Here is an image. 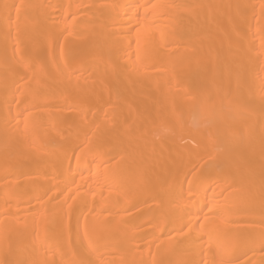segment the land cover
<instances>
[{
    "label": "bare ground",
    "instance_id": "1",
    "mask_svg": "<svg viewBox=\"0 0 264 264\" xmlns=\"http://www.w3.org/2000/svg\"><path fill=\"white\" fill-rule=\"evenodd\" d=\"M42 1L0 0V264H264V0Z\"/></svg>",
    "mask_w": 264,
    "mask_h": 264
},
{
    "label": "rangeland",
    "instance_id": "2",
    "mask_svg": "<svg viewBox=\"0 0 264 264\" xmlns=\"http://www.w3.org/2000/svg\"><path fill=\"white\" fill-rule=\"evenodd\" d=\"M177 2H178V0H173L172 2H170V4H169V6L170 7H175L176 5H177ZM254 2H256V1H253V3ZM47 5L48 6H50V4H47V2L45 1V0H43L40 4H39V8H47ZM51 7V6H50ZM64 6L62 5V6H57V7H55V8H58V9H56V11H55V13H50V12H48L47 10V17L48 18H50V17H55V19H54V21H56L57 23L58 22H61V18H60V13L58 12V10L60 9V8H63ZM235 8H240L239 6H237V7H235ZM244 8H250L249 7V4H247L246 6H244ZM251 8H253V7H251ZM45 10V9H44ZM166 13V14H165ZM165 13H162V15L161 16H164V17H168L169 15H171V13L169 12V11H167V12H165ZM148 14H151V13H148ZM68 17H66L65 18V20H64V22L66 21V19H67ZM169 19H172V17H170ZM135 29L136 28H134L133 27V29L131 30V32H129L128 34H127V36H133V32L135 31ZM128 40V38L126 39V41ZM133 46H134V41L132 40V41H130V43H129V47L128 48H133ZM173 52V54L170 56V58H172V59H174L173 61H175L174 63H175V66L176 67H178L180 64H182L181 62H183V60H182V57H183V53L181 54V51H179V50H175V51H172ZM169 58V59H170ZM210 59V60H209ZM208 60L211 62V68L210 69H212V68H214L215 67V65H216V60H215V58H214V56H211L210 58H209ZM205 62L206 61H204L203 62V64L202 65H204L205 64ZM119 102L121 101V99L120 100H118ZM109 118V117H108ZM139 121V120H138ZM137 122V121H136ZM135 121H133L132 122V124H130L129 125V128L124 132V134H127L128 136L129 135H131L132 133H133V131H134V127L136 126V123ZM142 125H143V123H142ZM188 125V124H187ZM165 127L166 128H164V127H160V130L161 131H164V130H168L167 129V126L165 125ZM57 128H58V126H57V124H53L51 127H44V128H42V130H41V132H44L46 135H48V134H53L54 133V131H56L57 130ZM186 128V127H185ZM141 129V128H140ZM64 132H65V137L63 138V141H62V145H65V144H67L68 143V141H74V140H77V138L78 137H80V134H76V133H74V128H72V129H68V128H66L65 130H64ZM91 133V135H93L94 137H98L99 135H101V132H96L95 133V131L94 130H92L91 129V126H89V125H85V126H83L82 127V133ZM118 137V136H117ZM193 138L194 136H189L187 139H189V138ZM150 144H152V142H149ZM191 147V149H195L196 148V145H192V146H190ZM193 156H194V154H193ZM205 162V158H201V157H199L197 160H196V162H195V167H192L188 172H186V174H185V176H183V177H181L180 178V182L179 183H181L182 184V181H184L186 178H188V177H190V176H193V177H200L201 175H203L202 174V172L200 173L199 172V165L200 164H203ZM52 165V167L55 165V163L53 164L52 162L50 163V166ZM50 166H49V168H50ZM217 167H219V166H216V168ZM0 169H2V165H0ZM25 177H28V176H25ZM61 180V178H59V181ZM2 183V181H0V184ZM62 184L61 183H58V182H56L55 184H53L52 185V187L50 188V189H47V191L44 193L45 195L44 196H46V197H44V196H42V198H40V199H42V200H45L47 197H48V199H47V201H49V202H46V205H47V207H48V213H50V211L52 210V206H53V203H54V201L56 200L55 198L56 197H54L53 196V194H51L53 191H54V189L55 188H57V187H60ZM66 186H68V187H73V184H69V185H66ZM263 188H262V190H264V184H263V186H262ZM2 189L3 188H0V193L2 192ZM82 189H83V187H76L75 188V190H74V193H72V194H66L65 195V192L66 191H64L63 193H62V195H61V197L63 196V197H66V202L67 201H71V199L77 194V197L79 198V197H81V196H84V195H82V194H79V192L80 191H82ZM168 194V193H167ZM65 195V196H64ZM24 198V196H22V197H20V200H18V201H15V202H20V201H22V199ZM59 199H61L60 197H59ZM112 200H115V199H112ZM56 201H58V199L56 200ZM55 201V202H56ZM14 202V203H15ZM65 202V203H66ZM143 208L145 209L144 211H143ZM3 209L4 208H1L0 209V215H3V216H7V215H5L4 214V212H3ZM34 208H27V209H25L23 212H21V214H24V213H27V212H29V211H32ZM139 210V211H138ZM35 211V210H34ZM130 211V210H129ZM132 211H138V215L136 216V217H134V219L135 220H132L131 222H130V224H132V223H134V222H136V221H138V220H142L144 217H146V215H147V211H146V207H144V206H138V207H135V208H133V210ZM36 212V211H35ZM124 212H128L127 210H124ZM124 212H121V214L122 213H124ZM180 221H184V219L183 218H178V223H180ZM162 222V221H161ZM160 222V223H161ZM200 223H203L202 222V218H200V219H198L197 221H196V228L195 229H193L192 231H191V233L192 232H195L196 230H199V227L197 226L198 224H200ZM130 224H128V225H130ZM53 227H56V225H54V226H50V228L47 230V231H44V232H50V231H52L53 230ZM60 227H62L63 228V225H60ZM151 227H153V224L152 223H150L149 221L148 222H145V223H143L141 226H139L138 228H137V230H142V229H145V228H149V229H147L145 232H143V233H140V235L142 236V239H141V243H143V242H146V241H149L151 238H155V234H156V230L154 229V228H151ZM189 227V222L187 223V225H185V226H183V227H181L180 228V230L178 231V232H183V231H185L187 228ZM71 229V231L72 232H77L78 231V228L75 226V224L73 223V225H72V228H70ZM170 231L169 230H167L164 234H163V236L161 237V238H166V237H168L169 236V233ZM43 233V232H42ZM56 235H57V237L58 238H60V235H61V232H57V233H55ZM190 237V234H186L183 238L185 239V241H187V238H189ZM102 242H103V240H101ZM55 245H58V243H53V244H51V246H55ZM107 245V244H106ZM149 245H152L153 246V243H151V244H149ZM50 246V247H51ZM103 247H105V245L104 246H101V249L103 248ZM100 249V250H101ZM82 253V252H81ZM167 255H170V252H168V251H166L165 252ZM194 253V251L193 252H191L190 254H188V257H190L192 254ZM250 255V253H246V255H244L242 258H241V260L240 261H243L247 256H249ZM240 261H237L236 263H239ZM204 261H203V258L202 259H200L199 261H197V263L198 264H204L203 263ZM235 264V263H234ZM243 264H251L250 263V261H245V262H243Z\"/></svg>",
    "mask_w": 264,
    "mask_h": 264
}]
</instances>
